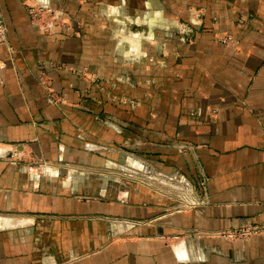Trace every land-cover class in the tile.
Here are the masks:
<instances>
[{"label":"crops","instance_id":"obj_1","mask_svg":"<svg viewBox=\"0 0 264 264\" xmlns=\"http://www.w3.org/2000/svg\"><path fill=\"white\" fill-rule=\"evenodd\" d=\"M33 2L52 0H0V264H264V234L210 235L264 223V0L189 4L202 19L188 44L174 3L168 13L143 0L140 19L111 7L110 22L142 28L139 48L123 33L117 49L109 37L94 47L99 26L41 34L25 12ZM223 32L236 49L214 40ZM13 151L50 169L6 162ZM150 166L186 177L208 204L167 213L161 195L125 180Z\"/></svg>","mask_w":264,"mask_h":264},{"label":"rangeland","instance_id":"obj_2","mask_svg":"<svg viewBox=\"0 0 264 264\" xmlns=\"http://www.w3.org/2000/svg\"><path fill=\"white\" fill-rule=\"evenodd\" d=\"M141 1L143 0H52V2L48 3L33 2L25 4V12L30 25L36 28L37 31L43 35L52 36L59 33L66 38H79L82 37V35H88L89 33L93 35V32L96 31V28L99 26L101 27V34L103 35L102 38L106 40L103 41L101 38V43L100 41L95 42V45L90 43L88 44L90 48L93 47L92 45L95 47L97 46L96 43H99L101 48L103 47L104 49L109 41L113 43L112 47H115L116 49L121 48L119 43H124L125 41H123V39L126 37L123 33L128 35L131 34V37L129 38L131 46L133 48L136 46V48H139V36L136 32L140 33V29L142 30L141 26H138L137 24L135 25V22L131 21L133 19L129 20L126 18H122L120 21L118 19H112L110 22L109 18H112V15H109V12L107 11L112 7V9L116 12V16L119 15L120 17H125V14L129 15L132 13L134 17L136 16L140 19L144 11L139 8ZM160 1L161 3L163 2V9H165L168 13L172 10V4H175L174 10H176V13L174 16L175 18L177 17L176 20H178L182 26V30H180L182 41L187 44L192 42L195 34V28L201 25L200 21L202 19V14L199 10H193L194 7L189 4H200L198 0ZM148 17L149 19H146L145 21L147 31H155L158 27L154 23L155 21L153 22L151 19L153 17H151V15ZM123 20H127L129 24H133L132 26L135 29L124 30L122 28L124 24ZM97 21L99 24L96 25ZM2 22L4 23L3 20ZM242 22L243 20H238V26L241 27ZM4 26L7 34V26L5 23ZM136 28H139V30L137 31ZM108 37L112 40L107 41ZM213 38L222 47L233 49L238 47V41L228 32L214 33ZM126 47L127 49L129 48L128 46ZM122 59H125V57ZM155 63L157 64V62ZM56 65L59 67L61 66L59 64ZM56 65L53 63L50 64V66L53 67H56ZM43 76L45 77L44 74ZM44 77H39L38 83L50 101L55 103V99L59 96L55 92L51 81ZM4 160L6 162H10L11 164L13 163L15 165L28 168L38 174H43L50 169L49 162L43 158L35 157L30 153L23 155L13 151L10 152ZM144 171L145 172H142L140 169L133 170V172L130 171L126 174L127 177H125V180H128V182H131L133 185L141 186L151 192L161 195L167 204H169L167 213H180L183 211L188 212L186 210L192 207V203L201 201L200 199L202 198V193L200 195L199 187L191 183L186 177L182 175H163L152 166L148 167ZM200 189H202V187H200ZM193 200L198 201L193 202ZM196 210L193 209V211ZM147 223L151 222L149 221ZM189 235L191 234H186V236ZM177 238L178 237H174V239Z\"/></svg>","mask_w":264,"mask_h":264},{"label":"built area","instance_id":"obj_3","mask_svg":"<svg viewBox=\"0 0 264 264\" xmlns=\"http://www.w3.org/2000/svg\"><path fill=\"white\" fill-rule=\"evenodd\" d=\"M6 28L4 23L0 19V44L5 42ZM200 202L192 203V207L186 211L190 212L202 208L208 204V198L205 194H202ZM198 200H193V202ZM184 212V211H183ZM264 234V223H244L237 226H232L228 229L219 230L211 233L210 235L215 238L223 239L226 241H245L252 237L260 236Z\"/></svg>","mask_w":264,"mask_h":264},{"label":"bare ground","instance_id":"obj_4","mask_svg":"<svg viewBox=\"0 0 264 264\" xmlns=\"http://www.w3.org/2000/svg\"><path fill=\"white\" fill-rule=\"evenodd\" d=\"M134 22V21H133ZM123 26H122V28L124 29V30H131V29H133L134 27L132 26L133 24H129V23H127V21L126 20H123Z\"/></svg>","mask_w":264,"mask_h":264}]
</instances>
